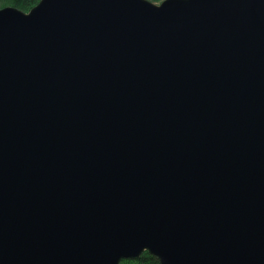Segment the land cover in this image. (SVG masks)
I'll list each match as a JSON object with an SVG mask.
<instances>
[{"label":"water","instance_id":"95a60500","mask_svg":"<svg viewBox=\"0 0 264 264\" xmlns=\"http://www.w3.org/2000/svg\"><path fill=\"white\" fill-rule=\"evenodd\" d=\"M264 264V0L0 8V264Z\"/></svg>","mask_w":264,"mask_h":264},{"label":"trees","instance_id":"16d2710c","mask_svg":"<svg viewBox=\"0 0 264 264\" xmlns=\"http://www.w3.org/2000/svg\"><path fill=\"white\" fill-rule=\"evenodd\" d=\"M39 0H0V8L12 7L21 12L29 11L37 4ZM152 3H159L162 0H147ZM119 264H158L156 259L147 253L143 252L134 260H122Z\"/></svg>","mask_w":264,"mask_h":264},{"label":"rangeland","instance_id":"374dc122","mask_svg":"<svg viewBox=\"0 0 264 264\" xmlns=\"http://www.w3.org/2000/svg\"><path fill=\"white\" fill-rule=\"evenodd\" d=\"M150 3H152V2H150ZM160 3V2H159ZM153 4H158V3H153Z\"/></svg>","mask_w":264,"mask_h":264}]
</instances>
